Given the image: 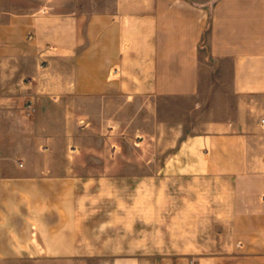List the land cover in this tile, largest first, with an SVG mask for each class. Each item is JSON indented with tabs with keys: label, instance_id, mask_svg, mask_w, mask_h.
<instances>
[{
	"label": "crops",
	"instance_id": "obj_1",
	"mask_svg": "<svg viewBox=\"0 0 264 264\" xmlns=\"http://www.w3.org/2000/svg\"><path fill=\"white\" fill-rule=\"evenodd\" d=\"M138 99L206 111L139 179ZM263 192L264 0H0L1 263L264 264Z\"/></svg>",
	"mask_w": 264,
	"mask_h": 264
},
{
	"label": "rangeland",
	"instance_id": "obj_2",
	"mask_svg": "<svg viewBox=\"0 0 264 264\" xmlns=\"http://www.w3.org/2000/svg\"><path fill=\"white\" fill-rule=\"evenodd\" d=\"M81 2L95 9L98 4H111L112 0H81ZM193 105L194 100L192 99L154 101L153 105L151 102L138 99L135 117L129 121L123 118L120 121L121 124L119 123L117 126L115 136L118 139L119 156H106L105 162L121 169L129 166L136 168L135 172L131 174L121 173L120 175H135L138 179L150 175V173L145 172V168L152 165L154 169H157L167 156L175 151L179 137L182 138L186 134L201 131L202 123L205 120L203 113L206 111L202 113L199 109L195 111ZM160 106H162L163 111ZM133 111L131 110L132 113ZM162 115L168 122L165 126L161 124ZM108 133L109 131L106 130V134ZM105 147L106 153L112 152L110 142H106ZM152 175L158 177L159 173L153 172ZM0 264L21 263L0 262ZM25 264H112V262L106 259H74L30 261Z\"/></svg>",
	"mask_w": 264,
	"mask_h": 264
},
{
	"label": "built area",
	"instance_id": "obj_3",
	"mask_svg": "<svg viewBox=\"0 0 264 264\" xmlns=\"http://www.w3.org/2000/svg\"><path fill=\"white\" fill-rule=\"evenodd\" d=\"M26 110H27V115L33 114L35 112L34 104L33 103L28 104ZM261 198H262V202L264 203V192H263Z\"/></svg>",
	"mask_w": 264,
	"mask_h": 264
}]
</instances>
